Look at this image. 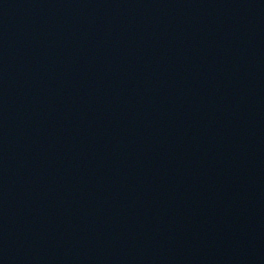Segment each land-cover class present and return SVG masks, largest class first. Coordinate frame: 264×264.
<instances>
[{"label":"water","instance_id":"95a60500","mask_svg":"<svg viewBox=\"0 0 264 264\" xmlns=\"http://www.w3.org/2000/svg\"><path fill=\"white\" fill-rule=\"evenodd\" d=\"M0 264H264V0H0Z\"/></svg>","mask_w":264,"mask_h":264}]
</instances>
